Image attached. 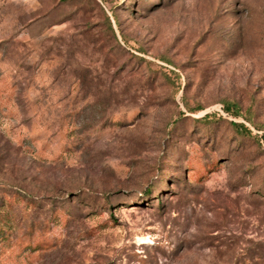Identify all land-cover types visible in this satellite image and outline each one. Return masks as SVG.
<instances>
[{
    "label": "rangeland",
    "instance_id": "obj_1",
    "mask_svg": "<svg viewBox=\"0 0 264 264\" xmlns=\"http://www.w3.org/2000/svg\"><path fill=\"white\" fill-rule=\"evenodd\" d=\"M263 136L264 0H0V264H264Z\"/></svg>",
    "mask_w": 264,
    "mask_h": 264
},
{
    "label": "trees",
    "instance_id": "obj_2",
    "mask_svg": "<svg viewBox=\"0 0 264 264\" xmlns=\"http://www.w3.org/2000/svg\"><path fill=\"white\" fill-rule=\"evenodd\" d=\"M237 110L238 109L236 107L226 106V112L229 114H232V115L234 114L237 116L238 115ZM205 120H207V117L200 119V121H202V122ZM231 126L237 131L238 134H241L243 136H251L252 135L251 131L249 129H247L244 125L237 124V123H231ZM262 140L264 142V136L262 137ZM147 194H149V193H147Z\"/></svg>",
    "mask_w": 264,
    "mask_h": 264
}]
</instances>
